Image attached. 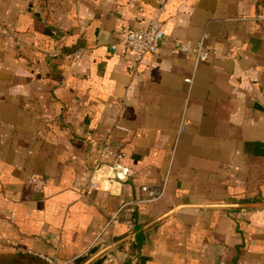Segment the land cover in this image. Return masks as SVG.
<instances>
[{"label": "crops", "instance_id": "crops-1", "mask_svg": "<svg viewBox=\"0 0 264 264\" xmlns=\"http://www.w3.org/2000/svg\"><path fill=\"white\" fill-rule=\"evenodd\" d=\"M161 6L136 61L125 34ZM103 145L128 169L112 191L89 187ZM41 255L264 264V0H0V264Z\"/></svg>", "mask_w": 264, "mask_h": 264}, {"label": "built area", "instance_id": "built-area-1", "mask_svg": "<svg viewBox=\"0 0 264 264\" xmlns=\"http://www.w3.org/2000/svg\"><path fill=\"white\" fill-rule=\"evenodd\" d=\"M163 7L161 6L157 14L152 17L148 24L143 28H132L129 29L123 42L134 53L136 61H142L147 53H157L160 50L161 43L167 40L166 31L161 20V12ZM173 48L175 52L186 53L194 59L195 66L207 61L212 54V50L205 44L204 39L197 40L195 42L185 41L181 39H173ZM117 45L113 44L112 48L116 49ZM82 51H79L75 58H80ZM185 81L192 83L193 77H186ZM126 129L124 127H120ZM184 126L181 127L180 131H183ZM115 152L109 145H103L98 150L97 155L94 159V166L91 177L89 179V187L95 189H107L112 191L113 186L127 176L128 169L121 163H118L114 159ZM35 187L38 190H43L47 184L48 179L45 177L34 176L31 178ZM143 191L148 193V201L155 200L159 197V193L152 191L148 186L142 187ZM119 222L118 212L114 213L107 224V227L111 223ZM129 231L132 233L135 229V223L133 219L129 218L125 220ZM48 264H72L74 259L59 260L56 257L49 255H41Z\"/></svg>", "mask_w": 264, "mask_h": 264}]
</instances>
